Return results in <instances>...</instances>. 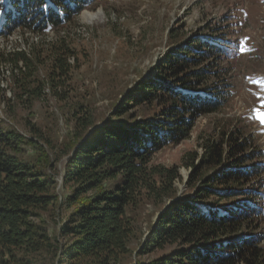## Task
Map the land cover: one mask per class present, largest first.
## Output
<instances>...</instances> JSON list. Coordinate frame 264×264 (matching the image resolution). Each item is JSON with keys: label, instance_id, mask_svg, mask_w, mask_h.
<instances>
[{"label": "trees", "instance_id": "obj_1", "mask_svg": "<svg viewBox=\"0 0 264 264\" xmlns=\"http://www.w3.org/2000/svg\"><path fill=\"white\" fill-rule=\"evenodd\" d=\"M94 1L0 0V36L64 26ZM228 17L139 80L132 106L95 123L89 106L77 103L75 113L82 114H75L76 137L63 150L61 192L41 129L28 118L27 135L0 117V264H124L147 203L160 214L139 255L173 248L135 264H264V152L250 148L254 142L241 126L207 138L200 163L197 152L186 153L184 163L194 171L191 191L182 195L180 166L152 160L160 148L187 138L199 117L228 103L240 48ZM71 58L78 57L62 37L0 52L27 107L46 85L55 90L70 79ZM43 66L47 82L39 75ZM23 145L33 147V158L20 156Z\"/></svg>", "mask_w": 264, "mask_h": 264}, {"label": "rangeland", "instance_id": "obj_2", "mask_svg": "<svg viewBox=\"0 0 264 264\" xmlns=\"http://www.w3.org/2000/svg\"><path fill=\"white\" fill-rule=\"evenodd\" d=\"M227 17L230 36L240 43L228 103L218 112L199 117L187 138L160 148L152 156L155 163L180 166L182 178L177 186L182 195L191 191L188 182L194 171L184 163L186 153L197 152L195 163H200L206 139L222 137L224 128L241 126L254 142L250 148L264 152V0H95L64 26H51L40 34L15 29L8 37L0 36V52L38 41L46 45L62 37L78 58H71L75 63L70 79L54 86L68 94V99H59L46 85L43 96L30 107L19 103V90L7 79L10 70L0 61V117L27 135L32 134L26 124L28 118L41 129V142L48 147L56 167L52 171L58 180L57 190L61 192L68 156L63 150L75 140V114H82L75 113L77 103L89 106L95 123H102L116 107L132 106L130 93L139 80L154 76L182 44L212 32L208 28L224 23ZM39 75L47 82V67L43 66ZM9 105L15 106L9 109ZM34 154L31 145H23L21 157L27 160ZM159 214L160 208L151 203L140 209L142 232L133 241L124 264L146 262L173 248L168 245L139 255L148 229L158 221ZM261 226L264 229V221ZM261 244L264 246V238Z\"/></svg>", "mask_w": 264, "mask_h": 264}]
</instances>
